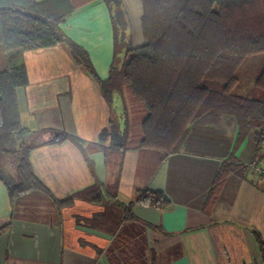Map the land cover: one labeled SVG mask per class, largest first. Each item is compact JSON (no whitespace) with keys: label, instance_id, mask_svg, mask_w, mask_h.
Wrapping results in <instances>:
<instances>
[{"label":"crops","instance_id":"crops-1","mask_svg":"<svg viewBox=\"0 0 264 264\" xmlns=\"http://www.w3.org/2000/svg\"><path fill=\"white\" fill-rule=\"evenodd\" d=\"M122 1L133 45L140 46L143 2ZM60 26L107 79L115 36L106 1L91 0ZM25 62L29 83L17 88V97L21 123L31 131L36 175L57 198L98 181L103 200L76 198L58 207L37 199L15 213L0 179V264H264V177L248 168L256 160L264 165V147L257 153L252 135L231 155L238 128L223 123L229 141L199 131L192 149L161 162L154 151L136 148L111 152L109 159L100 133L113 117L123 127V96L116 93L110 104L65 46L27 51ZM6 66L0 44V70ZM59 131L80 137L85 147L97 146L88 154L94 172L73 140L50 142ZM146 189L163 191L172 205L139 203Z\"/></svg>","mask_w":264,"mask_h":264},{"label":"trees","instance_id":"trees-1","mask_svg":"<svg viewBox=\"0 0 264 264\" xmlns=\"http://www.w3.org/2000/svg\"><path fill=\"white\" fill-rule=\"evenodd\" d=\"M90 1L0 0V44L7 60L6 68L0 70V179L9 191L15 213L37 199L46 198L58 207L71 206L76 198L103 200L98 181L74 195L57 198L33 169L30 152L34 145L27 140L31 131L21 123L17 97V88L29 83L25 52L31 50L65 46L75 64L95 79L110 104L116 93L123 96V127L113 117L100 133L101 149L109 159L111 152L136 148L154 151L161 162L183 148L192 149L199 131L226 136L222 124L232 122L238 133L231 155L249 135L257 153L261 152L264 68L246 95L236 89L241 84L239 69L246 59L264 53V0H141L145 42L140 46L133 45L123 1L105 0L115 36L114 60L107 79L98 75L88 51L60 26ZM68 139L81 148L94 172L88 154L97 146L85 147L80 137L64 131L50 142ZM225 141H229L227 136ZM13 156L18 158L19 179L5 172V159ZM225 172L220 170L219 176ZM137 201L160 209L172 205L160 190L146 189ZM259 240L264 256V242Z\"/></svg>","mask_w":264,"mask_h":264},{"label":"rangeland","instance_id":"rangeland-1","mask_svg":"<svg viewBox=\"0 0 264 264\" xmlns=\"http://www.w3.org/2000/svg\"><path fill=\"white\" fill-rule=\"evenodd\" d=\"M264 68V53L255 54L249 56L243 66L239 69V76L241 78V84L236 89V92L242 95H246L252 88L257 76ZM125 99L130 98L129 93L125 90ZM18 158L7 157L5 159V172L8 176L15 179H19L17 171Z\"/></svg>","mask_w":264,"mask_h":264},{"label":"built area","instance_id":"built-area-1","mask_svg":"<svg viewBox=\"0 0 264 264\" xmlns=\"http://www.w3.org/2000/svg\"><path fill=\"white\" fill-rule=\"evenodd\" d=\"M248 168L254 171L255 173L262 175L264 177V165H262L260 162L253 161L248 164Z\"/></svg>","mask_w":264,"mask_h":264}]
</instances>
